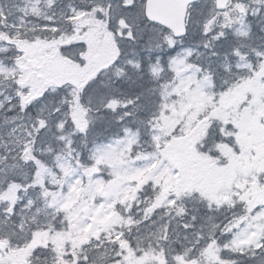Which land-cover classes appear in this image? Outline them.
Listing matches in <instances>:
<instances>
[{
  "label": "snow or ice",
  "instance_id": "6c2138e0",
  "mask_svg": "<svg viewBox=\"0 0 264 264\" xmlns=\"http://www.w3.org/2000/svg\"><path fill=\"white\" fill-rule=\"evenodd\" d=\"M173 2L182 9L179 27L156 19L150 11L152 0H92L91 4L82 5L106 20L107 34L116 47L110 61L84 82L53 80L38 95H31V85L22 79L24 49L16 46L14 56H0V80H9L12 86L11 94L0 92V192L15 188L22 193L11 202L0 198V264H14L13 254L23 250L28 253L27 264H128L130 254L136 259L151 257L145 264H161L157 257L165 252L168 254L164 264H177L178 260L193 264L201 248L213 245L217 251L213 264H264V201L250 203L244 196L248 184L241 188L236 179L228 187V201H205L207 211L199 216L193 214L188 220H176L167 213L158 215L155 208L144 211L140 201L125 210V224L90 233L79 244L66 240L58 245L55 240L57 234L71 231L72 221L68 211L51 203L52 195L56 191L63 195L70 187L75 173L83 166L91 142L89 136L108 114L117 117L114 123L120 125V135L135 126L146 163L159 161L157 172L167 166L179 176V170L164 155L165 145L155 144L153 137L159 134L156 125L161 115L170 114V105L178 106L176 101L184 94L181 82L187 85L188 92L206 82L213 104H218L233 86L246 81L264 84V50L250 46L245 55L241 54L243 45L237 47L234 43L237 38L251 37L250 16L264 20V0ZM23 5L24 0H12L11 6L7 0L0 2V31L8 30L9 36L16 32V25L25 15ZM78 10L77 6L68 5L67 28L49 17L54 26L42 30L51 32L53 39L75 35L78 29L71 17ZM13 15L16 19L10 20ZM259 30L264 32V24ZM79 31L80 38L60 43L59 52L76 69L85 70L91 62V45L84 38L83 28ZM190 35L201 39L195 44L187 43ZM13 43L11 39L0 40V52L6 53L7 45ZM177 63L183 68L179 75L173 68ZM178 86L180 92L175 91ZM260 100L264 101V95ZM256 107L254 93L249 92L237 111L247 109L251 115ZM75 111L84 114L87 127H79ZM93 112L102 114L99 121L88 119ZM259 123L264 125V116ZM229 129L232 134L225 135ZM237 131L232 122L224 124L213 119L199 147L210 155L215 154L213 146L217 141L231 142L239 149ZM42 166L51 169L57 179L63 175V183L38 179ZM254 177L264 185V170L253 171L243 179L250 183ZM148 186L153 191L157 187L154 181H149ZM196 195L201 194L197 191ZM178 196H169L173 207ZM133 209L136 216L132 215ZM221 211L222 219L217 216ZM85 222L90 225L91 217H86ZM151 229H155V239L140 247L144 230ZM181 232L191 247L184 251L185 245H181L177 252L171 245ZM38 233H46L48 239L34 243ZM189 233L197 237L194 244Z\"/></svg>",
  "mask_w": 264,
  "mask_h": 264
},
{
  "label": "rangeland",
  "instance_id": "374dc122",
  "mask_svg": "<svg viewBox=\"0 0 264 264\" xmlns=\"http://www.w3.org/2000/svg\"><path fill=\"white\" fill-rule=\"evenodd\" d=\"M86 1L92 2V0H24L25 15L16 25V32L12 36L7 34L8 30L0 32V40L11 39L14 48L19 46L24 49L22 79L31 85L32 93L35 91L36 94V89L41 90L47 82L53 80L71 79L84 82L115 55L116 47L107 34L106 20H101L94 13L81 8ZM7 3L11 6L12 0H7ZM69 4L79 9L71 17V23L78 31L73 36L53 39L51 32L42 29L54 26L48 20L49 17H54L55 23L64 27L61 22L67 23ZM61 13L65 15L62 16ZM9 19L15 20L16 16L13 15ZM235 26L239 27L238 24ZM81 28L84 30V38L91 45V62L85 70L76 69L71 61L60 55L58 47L59 42L80 38ZM200 39L199 36L190 35L186 42L195 44ZM173 68L177 75L183 71L178 63L174 64ZM181 84L184 94L176 101L178 106L170 105L172 109L170 114L161 115L156 125L160 130L159 134L153 137L155 144L165 145L164 155L170 164L179 170L180 175H174L167 166L157 172L159 161L146 163L143 158L144 146H139L136 130H129L123 137L95 146L91 161H87V156L86 162L83 161L82 168L75 173L70 187L64 194L56 191L52 195L51 203L68 211L69 219L72 221L70 232L59 233L55 237L58 245H62L66 240L79 244L94 230L110 228L114 223L121 224L122 216L126 214L125 210L129 209L132 203L143 201L140 207L150 208V203H144L147 195L140 193L143 185L149 181H154L157 185L154 191L151 188L154 207L167 205L170 208L172 206L169 202L170 194L180 196L183 190L196 189L208 194L212 201L226 202L231 198L228 187L234 179L241 188L248 184L244 196L250 203L264 201V185L258 184L255 177L250 183L243 179L253 171L264 170V125L259 123V118L264 116V101L260 100L264 95V84L246 81L242 85L233 86L220 97L218 104L212 103L210 85L206 82L192 92H188L183 81ZM175 91L180 92V87L178 86ZM249 92L254 93L257 104L255 112L251 115L247 109L237 111ZM75 112L79 117L75 120L80 126L85 123L84 114L80 111ZM213 119L224 124L232 122L236 125L238 131L235 136L239 149L228 141L216 142L213 146L216 150L214 155L199 147ZM221 131H225L223 127ZM231 134L230 129L225 132V135ZM44 178H49L57 184L64 181L63 175L57 179L42 166L38 179ZM18 194L22 195L17 193L15 188H10L7 192L1 193L0 198L11 202ZM122 211L125 212L124 215ZM89 216L90 225L85 222V218ZM45 234L38 233L34 243L41 242ZM27 254V250L14 253V264H27ZM145 258L136 259L130 254L127 261L128 264H136Z\"/></svg>",
  "mask_w": 264,
  "mask_h": 264
},
{
  "label": "trees",
  "instance_id": "16d2710c",
  "mask_svg": "<svg viewBox=\"0 0 264 264\" xmlns=\"http://www.w3.org/2000/svg\"><path fill=\"white\" fill-rule=\"evenodd\" d=\"M0 2H2V0H0ZM91 3L92 2L86 1L84 3V5H88ZM85 11H88V10L85 9ZM62 18H64V17H62ZM249 20H250L251 25H252L251 37L248 39L237 38L234 41V43L237 47H240L241 45H243L241 54H245V55L247 54L248 48L250 46H255L260 50H264V47H262V46H264V32H261L259 30V26L263 24V20H260V18H258V17H251V16L249 17ZM61 24L64 25V28L68 26L67 23H64V22H61ZM5 31H7V30H3L0 32L4 33ZM7 34L9 35L8 31H7ZM16 36H18V34ZM60 43H62V42H59V44ZM59 44H58V47H59ZM13 45L14 44L10 45V47H7L8 51L6 53L0 52V56L7 55L9 57H12L14 55ZM129 55H131V51L129 52ZM8 81L9 80H7V79L0 80V92H6L8 94H11L12 86H11V83ZM36 91H37L36 94L34 91L33 93H31V95H38L40 90L36 89ZM0 99H3V96H0ZM9 115H11V113H9ZM101 115L102 114H98V113L93 112V113H91V116L88 119H90L92 121H99L101 118ZM118 115L119 114H117V116ZM74 118L79 119L76 112H74ZM116 118H117L116 116H113L112 114H108L107 117L104 119L103 123H100L99 126L95 129L94 134L92 136H89V141H91V142L88 145V149L85 151V155L83 157L84 162H86L85 159L87 156H88L87 161L88 162L91 161V156L95 153V146H97V145L99 146L100 144L105 143L107 141H114L117 138L124 136V134L120 135V133H119L120 125H117L114 123ZM84 121H85V123L80 125L79 126L80 128L87 127L88 120L85 119ZM134 130H135V126L132 127L131 131H134ZM135 132L137 134L138 141H139V133L137 131H135ZM217 142H223V141H217ZM51 146L54 149L52 156L55 157V155H56V151H55L56 150V144H55V142H53ZM46 169H48L50 173H53L51 169H49L47 167H46ZM148 185H149V183L146 182L143 185L142 189L140 190L141 195H143V193H145L147 195V198L144 200V203H150V205H151L150 208H146V209L141 206L140 208L144 211L151 212L152 209L155 208V209H157L158 215L167 213L168 215L175 217L176 220H181V219L188 220L190 218V216L193 214L199 216V215H201L207 211V205H206L205 201L210 200V196L206 193L198 191L197 189H196V191L195 190H191V191L183 190V193L180 194V196H178V200L175 203V207H173V206H170V208H168V207L165 208V207H161V206H155L154 207L153 202H152L153 201V195H152L153 193H151V187ZM197 191L201 195H196ZM1 193H3V192H0V194ZM30 194H33V193H30ZM134 204L135 203H132L130 205V208ZM180 209H184V211L180 212ZM177 213H179V214H177ZM122 214L124 215L125 212L122 211ZM132 215L136 216L135 209L132 210ZM217 216L222 219L224 216V212L221 211L220 213L217 214ZM125 223H127V214H125L123 216L121 224H125ZM114 224H116V223H114ZM103 229H107V228H102L101 230H103ZM101 230H99V231L94 230L93 232L98 233ZM93 232H91V233H93ZM89 234H87V236L81 242L85 241L87 239V237L89 236ZM45 235L46 236H43L41 242H43V240H45V239H48L47 234H45ZM183 235L184 234L181 232L179 235V238H176V237L173 238L176 242L173 243L171 245V247L175 248L177 250V252L181 251V245H185L184 251H187V249L191 247L190 244H186V242L183 239ZM188 235H189V240H191L192 243L194 244L197 237L193 233H189ZM155 236H156L155 229L144 230L143 236L140 238V247H146L147 241L149 239L154 240ZM41 242H39V243H41ZM165 249H167V245H165ZM200 253L201 254H199L198 260H194L193 264H213V261H214L215 257L217 256L216 246L213 245L212 247L207 248V249L201 248ZM167 254L168 253L165 252L164 254H161L157 257V259L160 260L161 264H164V258H165V255H167ZM226 258L231 259V257H226ZM128 259H129V256L127 257V260ZM150 259H151V257H146L145 259L138 261L136 264H145V260H150ZM169 264H170V261H169ZM177 264H182V262L178 260Z\"/></svg>",
  "mask_w": 264,
  "mask_h": 264
},
{
  "label": "water",
  "instance_id": "95a60500",
  "mask_svg": "<svg viewBox=\"0 0 264 264\" xmlns=\"http://www.w3.org/2000/svg\"><path fill=\"white\" fill-rule=\"evenodd\" d=\"M150 11L156 19L180 26L179 16L182 9L177 8L173 0H152Z\"/></svg>",
  "mask_w": 264,
  "mask_h": 264
}]
</instances>
